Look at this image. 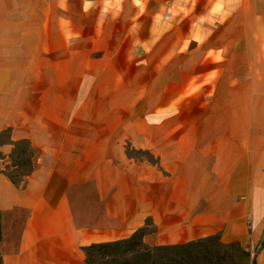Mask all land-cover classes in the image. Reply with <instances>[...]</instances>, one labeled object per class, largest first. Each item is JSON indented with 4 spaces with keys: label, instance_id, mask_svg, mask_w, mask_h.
Returning a JSON list of instances; mask_svg holds the SVG:
<instances>
[{
    "label": "crops",
    "instance_id": "1",
    "mask_svg": "<svg viewBox=\"0 0 264 264\" xmlns=\"http://www.w3.org/2000/svg\"><path fill=\"white\" fill-rule=\"evenodd\" d=\"M48 5L50 26L69 29L68 41L85 54L86 68L92 62L98 74L113 77L96 85L101 91H149L153 109L210 110L165 116L171 125L165 132L155 127L137 134L136 148L155 161L130 158L122 144L110 142V132L93 137L104 143L81 138L66 149L50 144L41 127L5 118L0 130L12 124L11 139L29 140L42 154L18 184L0 163V264H87L86 246L128 238L143 227L150 247L218 234L225 244L246 241L249 208L256 228L251 242H257L264 233V162L255 156L264 155V142L256 145L251 135L255 86L246 77L255 75L254 53L264 51V0ZM179 124L204 128L178 130ZM205 203L220 207L212 212ZM260 256L264 264V248Z\"/></svg>",
    "mask_w": 264,
    "mask_h": 264
},
{
    "label": "rangeland",
    "instance_id": "2",
    "mask_svg": "<svg viewBox=\"0 0 264 264\" xmlns=\"http://www.w3.org/2000/svg\"><path fill=\"white\" fill-rule=\"evenodd\" d=\"M48 3L49 0H0V122L7 118L27 123V126H39V131L51 134L50 144L60 142L66 149L71 142L80 143L81 138L100 137L103 132H110V142L122 144L130 158L155 161L147 151L140 152L136 148L137 134L153 132L155 127L158 132H165L171 126L165 123V116L184 117L209 112L210 109L198 105L169 111L153 109L149 107L152 96L149 91H101L96 85L106 84L113 77L98 74L101 70L93 68L92 62L91 68H86L85 54L68 41L69 29L50 26L54 12L46 9ZM244 62L239 60L238 68ZM253 62L255 75L246 78L252 79L255 86L251 135L260 146L264 142V100L258 94H263L259 90L264 88V75H257V69L264 68V51L255 52ZM239 78L245 80L244 76ZM133 79L126 76L122 80L133 83ZM156 113H159L158 121H155ZM174 127L178 130L192 127L198 131L204 124ZM13 130L12 124L0 130V163L9 177L21 183L36 168L42 149L33 147L29 140H12ZM57 133L61 134L60 140H57ZM70 133L76 134L70 136ZM88 142L104 143L105 138H93ZM255 159L264 162V155L255 156ZM239 201H243L241 197ZM203 207L213 212L220 205L205 203ZM248 213L244 231L249 239L225 244L219 234L210 236L200 247L213 250L214 256L211 261L203 260L199 264L261 262L264 233L257 242H251L256 228L251 221L250 208Z\"/></svg>",
    "mask_w": 264,
    "mask_h": 264
},
{
    "label": "trees",
    "instance_id": "3",
    "mask_svg": "<svg viewBox=\"0 0 264 264\" xmlns=\"http://www.w3.org/2000/svg\"><path fill=\"white\" fill-rule=\"evenodd\" d=\"M10 179L18 184L11 177ZM146 227L135 231L130 237L100 243L84 248L87 264H199L211 261L213 250L200 247L208 238L187 243L150 247L143 237Z\"/></svg>",
    "mask_w": 264,
    "mask_h": 264
}]
</instances>
